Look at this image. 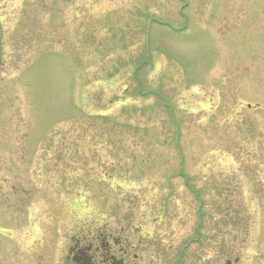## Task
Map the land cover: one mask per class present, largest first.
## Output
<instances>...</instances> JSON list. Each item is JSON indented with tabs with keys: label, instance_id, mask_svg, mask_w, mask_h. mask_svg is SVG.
<instances>
[{
	"label": "rangeland",
	"instance_id": "obj_1",
	"mask_svg": "<svg viewBox=\"0 0 264 264\" xmlns=\"http://www.w3.org/2000/svg\"><path fill=\"white\" fill-rule=\"evenodd\" d=\"M0 20V264L92 239L125 264H264V0H0Z\"/></svg>",
	"mask_w": 264,
	"mask_h": 264
},
{
	"label": "flooded vegetation",
	"instance_id": "obj_2",
	"mask_svg": "<svg viewBox=\"0 0 264 264\" xmlns=\"http://www.w3.org/2000/svg\"><path fill=\"white\" fill-rule=\"evenodd\" d=\"M97 241L94 239L90 245V243L86 244L87 240H85L84 245L88 247L90 246L91 248L86 249V251L82 249L81 251L76 253V255L73 252H70L74 257L72 259L69 258V260H71L73 264H98V261L100 262V264H114L117 263L118 261L125 264L124 263V259L126 257V256L124 257L125 254L121 255L122 251H120L119 258L116 256L114 257L115 254L112 252V249H109V245H108L109 242L107 243L105 240L102 241V243L98 244L99 248H101L102 250L101 251L96 250L95 252H92V255H90L88 252H90V249L93 248V246L97 243ZM116 245H120L119 241L116 243ZM99 252H102L100 256L98 254Z\"/></svg>",
	"mask_w": 264,
	"mask_h": 264
},
{
	"label": "trees",
	"instance_id": "obj_3",
	"mask_svg": "<svg viewBox=\"0 0 264 264\" xmlns=\"http://www.w3.org/2000/svg\"><path fill=\"white\" fill-rule=\"evenodd\" d=\"M142 68V66H139V68L137 69V71H136V73H135V75H134V79H135V82L136 83H138L139 85H140V88H139V92H142L143 91V85H142V81H141V79H140V77H139V74H140V69ZM153 95H155L156 97H157V99L159 100V102H160V104H161V106L164 108V109H166L167 107H168V105L166 104V101H165V98L160 94V93H152ZM169 109V108H168ZM135 128L134 127V125H132V124H127V125H125V129H128V130H133V128ZM138 128V127H137ZM135 131H137L138 132V129H134ZM180 172H179V175L181 174H183V172H184V168H183V164L181 165V167H180V170H179ZM185 178H186V185L188 186V188L190 189V191H192V193L193 194H195V195H197V197H198V199H200V194L198 193V191L191 185V182H190V180L188 179V177H186V175H185ZM237 262V261H236Z\"/></svg>",
	"mask_w": 264,
	"mask_h": 264
},
{
	"label": "water",
	"instance_id": "obj_4",
	"mask_svg": "<svg viewBox=\"0 0 264 264\" xmlns=\"http://www.w3.org/2000/svg\"><path fill=\"white\" fill-rule=\"evenodd\" d=\"M2 38H3V28H2V25H1V22H0V65H1V62H2ZM114 264H123L122 262H117V263H114Z\"/></svg>",
	"mask_w": 264,
	"mask_h": 264
},
{
	"label": "clouds",
	"instance_id": "obj_5",
	"mask_svg": "<svg viewBox=\"0 0 264 264\" xmlns=\"http://www.w3.org/2000/svg\"><path fill=\"white\" fill-rule=\"evenodd\" d=\"M83 215L87 216V215H88L87 211H85V212L83 213Z\"/></svg>",
	"mask_w": 264,
	"mask_h": 264
}]
</instances>
